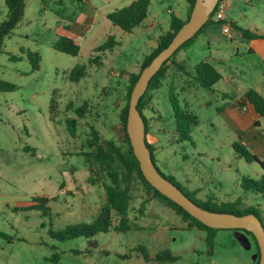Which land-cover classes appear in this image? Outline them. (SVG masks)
Returning <instances> with one entry per match:
<instances>
[{
    "label": "rangeland",
    "instance_id": "rangeland-1",
    "mask_svg": "<svg viewBox=\"0 0 264 264\" xmlns=\"http://www.w3.org/2000/svg\"><path fill=\"white\" fill-rule=\"evenodd\" d=\"M59 1L25 0L22 19L8 37L0 39V79L17 86L12 91H0V229L15 238L9 242L0 237V264H89L90 259L91 264H126L120 255L127 254L131 247L143 245L158 250L159 246H150L156 244L150 230L100 232L91 238L63 241L52 238L49 230L89 223L99 215L106 198L103 184L110 180L100 172L91 173L89 167L96 169L95 163L84 155L93 150L87 144L92 128L101 140H114L125 148L120 112L126 102L129 74L139 71L144 56L157 44L152 40L168 29L171 11L183 15L188 3L152 0L148 14L158 19V26L148 29L140 25L125 32L113 25L107 14L132 0ZM225 14L239 28L264 33V0H228ZM6 15L5 0H0V22ZM210 28V34L198 37L174 58L184 60L187 67L170 62L162 85L150 92L151 101L144 113L149 119V140L156 148L155 163L183 188L196 191V199L213 196L217 203L254 206L264 221L263 201L241 185L242 176L260 180L264 169L240 157L232 147L235 141L240 142L264 160V118L254 119L252 105L242 103L249 88L264 95V50L253 49L255 43L237 28L229 34L221 31L220 23ZM68 30L80 44L76 56L53 48L54 41L67 35ZM109 35L120 44L110 51H94ZM27 51L39 54L38 68L32 69ZM210 59L223 78L212 90L192 86L194 65ZM81 64L87 66L86 75L78 82L71 81L69 72ZM170 86L181 105H187L200 119V124L192 128L191 141L173 142ZM54 91L58 111L51 113ZM84 102L85 115L78 118L76 136L72 137L66 119L76 117L74 108ZM24 147L29 149L25 151ZM33 196L50 198L47 216L39 210L16 209L26 202L33 204ZM128 214L139 218L149 214L146 219H152L151 214L177 213L147 194L136 177L131 184ZM161 218L162 222L169 220L163 215ZM176 223L181 221L177 219ZM8 224L15 230L7 229ZM205 237L206 232L196 228L172 230L170 241L164 245L178 255L171 264H256L257 247L250 236V248H245L233 230L219 229L211 254ZM94 241L109 253L96 252L90 246ZM75 250L91 256L76 255ZM53 254L58 256L57 262L51 260Z\"/></svg>",
    "mask_w": 264,
    "mask_h": 264
},
{
    "label": "trees",
    "instance_id": "trees-1",
    "mask_svg": "<svg viewBox=\"0 0 264 264\" xmlns=\"http://www.w3.org/2000/svg\"><path fill=\"white\" fill-rule=\"evenodd\" d=\"M24 1L25 0H5L7 6V15L6 18L0 22V39L3 40L5 37H8L17 24L20 22L23 16L24 9ZM48 1V0H47ZM50 1V0H49ZM78 2H83L84 0H76ZM188 3V12L187 17L185 19H181L174 14L171 15L169 28L166 32L161 34L157 40L156 46L144 56V59L140 65V69L136 73L129 74L128 80V88L126 93V102L124 107L120 112V122L123 131V142L125 144V148H121L116 141L105 139L101 140L98 131L95 128H92L91 138L87 140V144L89 148L93 149L89 153H85L87 161L90 163H95L96 169L89 167L90 172L98 175L100 172L107 179L110 180V183H104L103 186L105 188V203L101 208L99 215L91 222H78L75 224H68L64 228L59 230H49V234L52 238L58 240H66V239H74L78 237H86L91 238L100 232H125L129 229L135 228L136 223L132 222L128 218V211L131 200V184L134 178H139L143 183L145 191L152 198L159 200L161 203L166 205L167 207L172 208L177 214H179L182 219L186 222V229L196 228L198 230H202L206 232V244L207 251L209 254L213 252V241L215 232L219 229L208 227L203 224L193 216H191L187 211H185L181 206L167 198L163 194H161L158 190L153 188V186L147 182L145 177L142 174L140 169L139 161L135 157L133 152V148L130 144V140L128 138L126 132V122L128 115V107H129V99L130 94L135 85L138 77L142 71V69L147 66L151 60L163 49L165 48L176 32L180 29V27L188 20L190 13L193 9V5L195 0H185ZM151 0H133L128 5L112 11L107 14V18L113 23V25L120 27L125 32H132L136 27L140 26L144 19L147 17L148 8ZM215 10L211 13L208 21L200 28V30L189 40L184 42L175 52L162 64L161 68L157 71V73L150 79L148 88L144 92V94L140 97L137 108L140 111L144 123H145V139L148 148L150 149L152 159L155 163V151L156 148L153 144L148 141V135L150 131L149 119L146 117L144 111L147 108L148 104L151 101L150 92L158 89L162 85V80L169 69V63H173L178 67L185 69L187 64L185 61H176L174 58L177 56L178 52L181 49L189 48L198 38V36L204 31V29L215 23H220L213 19ZM228 20V19H227ZM232 28H237L241 31V34L244 38L247 39H262L264 40V33L259 32L258 30H250L239 28L236 23L228 20ZM120 41L116 39L114 35H109L105 42L95 47L94 51L96 52H106L112 50L115 46L119 45ZM53 48L60 52H64L66 54L76 56L80 51V45L70 36L60 35L53 43ZM24 52V50H22ZM27 56L31 61L32 69H36L39 67L38 62L40 61V56L37 52L27 51ZM13 59H20V57L12 56ZM93 59H90L92 62ZM87 73V66L85 64L76 65L69 72V79L74 82H78L82 77H84ZM192 81L190 82L192 86H199L206 90H212L213 86L221 80L222 74L221 72L208 60H203L194 65L193 72L191 74ZM17 89V86L9 81L0 79V91H12ZM53 96L50 100L49 110L51 113H56L58 111V100L55 97V91L53 92ZM225 96V94H224ZM169 101L171 103L173 109L174 116V133L175 140L174 143L183 142V141H191V132L192 128L200 124L199 117L191 112L188 109L187 105H181L180 101L177 99L175 94V89L170 86L169 88ZM243 102L246 101L250 103L255 110V112L259 115V117L264 118V95L260 93L255 88H249L243 96ZM87 108V103L84 102L80 106L74 108V113L76 117H70L66 119V128L69 134L72 137L76 136L77 132V122L78 118H82L85 115V111ZM235 152L242 158H244L248 162H257L264 169V160H261L255 153L250 152L248 149L244 147V145L240 142L235 141L232 145ZM29 148L24 147V150L27 151ZM156 165V163H155ZM157 167V165H156ZM158 168V167H157ZM160 171V169L158 168ZM161 172V171H160ZM163 176H165L172 183L177 185L189 198H191L196 204L201 206L202 208L216 211V212H229L237 215H243L247 213H252L258 216L260 219L259 210L254 206H242L241 203H230V202H215V198L210 196L207 200H199L194 197L196 191H188L183 188L181 185L176 183L170 175H165L161 172ZM242 188L246 191H252L254 195H257L264 204V175L261 176L260 180L250 179L249 177L242 176ZM33 204L28 206H22L16 208L17 210H39L43 216H47L50 213V208L48 207V202L50 201L49 197L46 196H33L32 197ZM147 202L145 199L142 202V207ZM143 209V208H142ZM141 209V210H142ZM262 220V219H261ZM263 225L264 221L262 220ZM232 230V229H230ZM235 231V230H233ZM243 231L247 237L250 236L254 241L257 247V262L259 264V248L257 241L253 235V233L248 232L246 230ZM0 235L7 240H12V237L0 232ZM92 248H96V244L94 242L90 243ZM136 252H138L142 257L146 260L150 259L149 252L147 248L143 245H138L134 248ZM91 249H85V252H91ZM128 255H120V257L124 258ZM178 258V255H174L169 250H163L158 252L154 259L157 261H175ZM55 262L58 260L57 254H53V258L51 259ZM195 264V263H191Z\"/></svg>",
    "mask_w": 264,
    "mask_h": 264
},
{
    "label": "water",
    "instance_id": "water-1",
    "mask_svg": "<svg viewBox=\"0 0 264 264\" xmlns=\"http://www.w3.org/2000/svg\"><path fill=\"white\" fill-rule=\"evenodd\" d=\"M218 1L195 0L188 20L176 32L170 43L142 69L130 94L126 132L135 157L139 161L142 174L153 188L177 203L191 216L208 227L235 230L236 238L245 248H250V241L247 235L243 231H240V229L253 233L259 248V264H264V225L262 220L252 213L237 215L202 208L189 198L177 185L163 176L156 167L150 149L146 144L145 123L137 108L138 101L148 88L150 79L175 50L192 38L208 21Z\"/></svg>",
    "mask_w": 264,
    "mask_h": 264
},
{
    "label": "crops",
    "instance_id": "crops-1",
    "mask_svg": "<svg viewBox=\"0 0 264 264\" xmlns=\"http://www.w3.org/2000/svg\"><path fill=\"white\" fill-rule=\"evenodd\" d=\"M59 1V0H58ZM133 1V0H132ZM131 1V2H132ZM152 1V0H151ZM59 2H62V0H60ZM83 2H88V3H91L90 2V0H84ZM130 2V3H131ZM150 4H151V2H150ZM103 6V5H102ZM189 6V5H188ZM100 7V6H99ZM149 9V8H148ZM97 10V9H96ZM187 12H188V7H187V9H186V11L184 12V14L183 15H180V14H178L176 11H174V10H172L171 11V14H170V18H171V15L172 14H174L175 16H177V17H179V18H181V19H185L186 17H187ZM230 21H232V20H230ZM169 24H170V19H169ZM142 27L143 28H148V29H152V28H155V27H157L158 26V19L154 16V15H149V14H147V17L144 19V21L142 22ZM210 26L211 25H209V26H207L205 29H204V31L198 36V37H200V36H203V35H205V34H210V30H211V28H210ZM137 28V27H136ZM168 28H169V26H168ZM168 30V29H167ZM166 30V31H167ZM165 31V32H166ZM164 33V32H163ZM163 33H161V34H163ZM67 36H70L71 38H73L78 44H79V41H77L76 39H75V34L72 32V31H67ZM160 34V35H161ZM159 35V36H160ZM159 36H158V38H159ZM210 37V36H209ZM158 38L156 39V40H152V41H157L158 40ZM198 39V38H197ZM252 42H254L255 43V47L254 46H252V48L254 49V48H257L258 49V51H260V50H264V40H262V39H250ZM197 41V40H196ZM208 44L210 43V41H208L207 42ZM80 45V44H79ZM179 61H184V60H179ZM209 62H211L214 66H215V64H214V62L210 59L209 60ZM216 67V66H215ZM217 68V67H216ZM218 69V68H217ZM222 74V73H221ZM222 78H223V75H222ZM221 78V79H222ZM220 108L221 107H219V110H220ZM252 108V107H251ZM253 109V108H252ZM253 114H252V116L253 117H255L254 119H256V120H258L260 117H259V115L255 112V110L253 109ZM257 115V116H256ZM257 117H259V118H257ZM240 129H238V131H239ZM148 141L150 142V140H149V135H148ZM151 143V142H150ZM152 144V143H151ZM23 206H28V202H26ZM22 207V206H21ZM22 211V210H21ZM149 214H143L142 215V217L141 218H139V217H134V216H131V215H129L128 214V218L132 221V222H134V223H136V227L135 228H132V229H136V230H144V229H147V230H150L151 231V235H152V239L154 240V242H156V244L155 245H150L152 248H154V247H158L159 246V248H158V250H156V249H153V250H148V248H147V250H148V252H149V256H150V259L149 260H146V259H144L143 257H142V255H140L138 252H136L135 250H134V248L135 247H137V245L135 246V245H132V246H135V247H131V249H129L130 251L129 252H127V257H124L123 259V261H125V263L126 264H171V261H168V262H166V261H157V260H155L154 259V257H155V255L158 253V252H160V251H162V250H166L165 248H164V245H165V241H170V233H171V231L172 230H174V229H176V228H185V226H186V222L182 219V217L179 215V214H162L163 216H165V217H168L169 218V220L167 221V222H162V215L161 214H151L152 215V219H146V216H148ZM1 216V215H0ZM28 216V215H27ZM98 216V215H97ZM96 216V217H97ZM95 217V218H96ZM139 218V219H138ZM179 220V221H181V223H176V220ZM1 220V219H0ZM94 220V219H93ZM142 220V221H141ZM84 222V221H83ZM0 223H1V221H0ZM9 226L8 227H6L7 229H10V231H14L15 230V228L11 225V224H8ZM129 230H131V229H129ZM128 230V231H129ZM17 231V230H16ZM128 231H125V232H128ZM0 232H2V233H4L1 229H0ZM109 232H111V231H109ZM17 234H18V231L16 232ZM4 234H6V233H4ZM6 235H8V234H6ZM13 235V234H12ZM0 237L3 239V237L0 235ZM14 237H17V236H15L14 235ZM13 239H15V238H12V240ZM6 240V239H5ZM12 240H9V242L10 241H12ZM19 240H22V238L21 239H19ZM95 242V241H94ZM95 244H96V248H94V249H96V252L98 251L99 253H102L103 251L105 252V253H109V250L108 249H103L102 247H103V245H101V244H99V243H97V242H95ZM2 249V251L4 252V249L3 248H1ZM135 251V253H132L131 251ZM75 252L76 253H78V254H76V255H80V256H82V255H85V257H88V256H91V255H88V254H86V253H81V251L80 250H75ZM103 252V253H104ZM129 253V254H128ZM90 254H92V253H90ZM94 254V253H93ZM125 255H126V253H124ZM124 254H122V255H124ZM174 254V253H173ZM86 260H88V259H86ZM92 261L93 260H88V263L89 264H91L92 263Z\"/></svg>",
    "mask_w": 264,
    "mask_h": 264
},
{
    "label": "built area",
    "instance_id": "built-area-1",
    "mask_svg": "<svg viewBox=\"0 0 264 264\" xmlns=\"http://www.w3.org/2000/svg\"><path fill=\"white\" fill-rule=\"evenodd\" d=\"M227 8H228V0H219L217 5L215 6V9H214L215 12L213 15V19L220 22L221 31L224 34H229L232 29V26L228 22L226 14H225Z\"/></svg>",
    "mask_w": 264,
    "mask_h": 264
}]
</instances>
